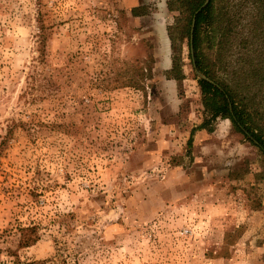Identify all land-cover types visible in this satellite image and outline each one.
Listing matches in <instances>:
<instances>
[{"label": "rangeland", "instance_id": "1", "mask_svg": "<svg viewBox=\"0 0 264 264\" xmlns=\"http://www.w3.org/2000/svg\"><path fill=\"white\" fill-rule=\"evenodd\" d=\"M166 2L0 0V264H264V157L192 131Z\"/></svg>", "mask_w": 264, "mask_h": 264}, {"label": "trees", "instance_id": "2", "mask_svg": "<svg viewBox=\"0 0 264 264\" xmlns=\"http://www.w3.org/2000/svg\"><path fill=\"white\" fill-rule=\"evenodd\" d=\"M205 1L166 2L178 13L193 66L203 75L197 84L205 118L192 131L228 119L264 157V0Z\"/></svg>", "mask_w": 264, "mask_h": 264}, {"label": "water", "instance_id": "3", "mask_svg": "<svg viewBox=\"0 0 264 264\" xmlns=\"http://www.w3.org/2000/svg\"><path fill=\"white\" fill-rule=\"evenodd\" d=\"M207 1H208V0H206L205 3H206ZM196 73H197V76H198V77H203V75H202L199 71L196 70Z\"/></svg>", "mask_w": 264, "mask_h": 264}]
</instances>
